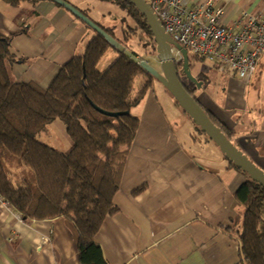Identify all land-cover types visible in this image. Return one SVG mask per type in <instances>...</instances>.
Segmentation results:
<instances>
[{
	"label": "crops",
	"instance_id": "1",
	"mask_svg": "<svg viewBox=\"0 0 264 264\" xmlns=\"http://www.w3.org/2000/svg\"><path fill=\"white\" fill-rule=\"evenodd\" d=\"M197 2L222 6L226 27L241 11L264 15V0H189ZM0 36L10 38L11 79L42 89L91 38L82 22L49 0L17 6L0 0ZM224 78L220 98L202 93L198 101L264 171V54L248 81ZM155 89L151 83L133 109L139 124L112 198L116 210L104 218L95 242L107 264H244L243 208L234 195L246 177L182 110L185 118L175 121L169 114L175 101L168 98L166 107ZM0 264H80L76 231L62 218L23 221L0 207Z\"/></svg>",
	"mask_w": 264,
	"mask_h": 264
},
{
	"label": "trees",
	"instance_id": "2",
	"mask_svg": "<svg viewBox=\"0 0 264 264\" xmlns=\"http://www.w3.org/2000/svg\"><path fill=\"white\" fill-rule=\"evenodd\" d=\"M3 1L17 6L41 0ZM98 1L116 5L124 13L119 22L126 24L128 32L136 30L145 51L150 49L147 53L156 55L144 18L128 1ZM105 30L114 37L112 28ZM122 32L129 37L124 29ZM9 49L10 38L0 36V196L23 221L62 218L70 222L77 235L80 264H107L95 235L104 218L116 210L112 198L139 124L130 110L154 79L137 64V53H119L94 32L83 54L66 62L46 89L11 79L8 64L13 57ZM181 65L182 60L175 63L177 72ZM138 75H143L144 82L131 97V85ZM182 84L202 107L195 92ZM202 108L230 140L232 131L228 133L211 112ZM55 120L62 122L71 141L66 152L37 139V134ZM194 128L205 136L197 126ZM228 162L246 177L234 195L243 208L238 234L242 262L264 264V188Z\"/></svg>",
	"mask_w": 264,
	"mask_h": 264
},
{
	"label": "built area",
	"instance_id": "3",
	"mask_svg": "<svg viewBox=\"0 0 264 264\" xmlns=\"http://www.w3.org/2000/svg\"><path fill=\"white\" fill-rule=\"evenodd\" d=\"M152 12L170 39L227 76L248 81L264 54V15L241 11L232 27L222 24V6L189 0H149ZM175 63L180 51L171 46ZM0 207H10L0 196Z\"/></svg>",
	"mask_w": 264,
	"mask_h": 264
},
{
	"label": "water",
	"instance_id": "4",
	"mask_svg": "<svg viewBox=\"0 0 264 264\" xmlns=\"http://www.w3.org/2000/svg\"><path fill=\"white\" fill-rule=\"evenodd\" d=\"M50 1L67 10L91 31L100 35L117 52L126 53V48L118 40L109 35L101 26L89 19L81 12V10L65 0ZM126 1H128L144 18L149 28L155 45V56L159 62L160 70H156L144 60H138L137 64L165 88L179 108L191 119L194 125L215 144L220 153L223 154L228 161H230L237 169L245 173L250 180L258 183L264 188V171L251 162V160L226 137L220 128L212 123L204 109L199 103H197V100L189 94L181 83L178 76L179 73L177 72L172 57L171 46L180 51L182 56V71L190 77L187 52L173 42L164 32L160 21L152 12L146 0ZM98 111L111 117L117 116L115 113H106L101 110Z\"/></svg>",
	"mask_w": 264,
	"mask_h": 264
},
{
	"label": "rangeland",
	"instance_id": "5",
	"mask_svg": "<svg viewBox=\"0 0 264 264\" xmlns=\"http://www.w3.org/2000/svg\"><path fill=\"white\" fill-rule=\"evenodd\" d=\"M146 1L148 2L149 0ZM71 2L73 5H76L78 9L84 11L87 17L99 26L103 27L104 29L112 28L114 30V37L118 40H121L126 45V52L133 51L137 53L141 60L146 61L156 70H160L159 62L156 56L152 53H147V51L150 49L145 51V46L142 45V43L137 38L136 30L133 32H128V27H126V24H121L119 22V20L124 17V13L116 5L107 2L104 3L98 0H71ZM127 24H129L130 27L134 26V23L130 19H127ZM123 29L129 35V37L122 35ZM108 56L109 55H107L106 60H108ZM187 57L192 67L189 68L190 77L183 73L181 68L182 65L179 67L178 72L182 83H184L190 91L196 92L195 97L199 99V101L202 99V93H206L207 97H210L213 100L220 98L225 83V75L216 71L214 67L207 61H196L190 52H187ZM99 68L102 69L103 64H100ZM141 77L143 78V75H138V77L133 80L131 85V97L136 96L137 92L140 90L142 85V81L140 79ZM145 79L147 78L145 77ZM151 83H153L156 87L155 90L157 95L162 94L165 96L166 107L170 102L168 98H170L172 102L174 101L172 96L165 91V88L157 80H151ZM161 102L164 103L163 100H161ZM173 104H169L172 106L170 108L172 114L171 112L169 114L175 116L173 117L175 121L184 119L185 116L180 111L181 109ZM134 107L135 106H133L130 110V113L133 116L135 113L133 111ZM37 139L60 152L67 151L70 148L69 145L71 144V141H68L64 126L60 120H55L51 124L47 125V127H45L42 132L37 134ZM65 143H67L66 146L69 148H64Z\"/></svg>",
	"mask_w": 264,
	"mask_h": 264
},
{
	"label": "flooded vegetation",
	"instance_id": "6",
	"mask_svg": "<svg viewBox=\"0 0 264 264\" xmlns=\"http://www.w3.org/2000/svg\"><path fill=\"white\" fill-rule=\"evenodd\" d=\"M92 32H93V31H92ZM92 32H91V33H92Z\"/></svg>",
	"mask_w": 264,
	"mask_h": 264
}]
</instances>
